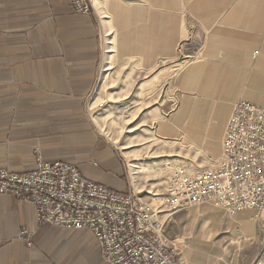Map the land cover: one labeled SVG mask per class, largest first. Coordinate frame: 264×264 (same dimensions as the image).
Wrapping results in <instances>:
<instances>
[{"label":"rangeland","instance_id":"374dc122","mask_svg":"<svg viewBox=\"0 0 264 264\" xmlns=\"http://www.w3.org/2000/svg\"><path fill=\"white\" fill-rule=\"evenodd\" d=\"M145 1L97 2L105 67L89 111L150 200L176 173L222 166L237 101L264 105V27L258 0H230L225 11L207 10L206 0H176L173 10L170 0L165 13L175 17L178 42L165 51ZM165 236L179 264H264V212L233 215L205 203L174 213Z\"/></svg>","mask_w":264,"mask_h":264},{"label":"crops","instance_id":"0c3cea01","mask_svg":"<svg viewBox=\"0 0 264 264\" xmlns=\"http://www.w3.org/2000/svg\"><path fill=\"white\" fill-rule=\"evenodd\" d=\"M158 1H145L142 11L148 22L152 17L158 23L163 38L157 42L166 51L178 42L177 27L173 14L165 13L170 0ZM229 1L206 0L207 10H228ZM97 2L81 14L71 0H0V168L30 171L40 153L130 192L135 187L123 156L89 111L105 67V21ZM257 5L264 27V0ZM0 264L104 263L89 231L42 224L33 203L7 194L0 195Z\"/></svg>","mask_w":264,"mask_h":264},{"label":"built area","instance_id":"2783aa9c","mask_svg":"<svg viewBox=\"0 0 264 264\" xmlns=\"http://www.w3.org/2000/svg\"><path fill=\"white\" fill-rule=\"evenodd\" d=\"M71 2L77 13L93 8L92 0ZM7 194L33 203L42 224L89 231L104 264H179L165 236L174 213L205 203L233 215L264 212V106L237 101L222 166L200 175L174 174L162 197L145 200L136 189L115 191L83 176L75 164L46 161L40 153L30 171L0 168V195ZM31 237L25 239L30 243Z\"/></svg>","mask_w":264,"mask_h":264}]
</instances>
